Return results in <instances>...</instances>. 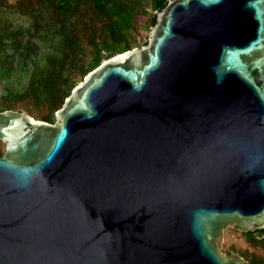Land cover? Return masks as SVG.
I'll return each mask as SVG.
<instances>
[{
    "label": "water",
    "instance_id": "1",
    "mask_svg": "<svg viewBox=\"0 0 264 264\" xmlns=\"http://www.w3.org/2000/svg\"><path fill=\"white\" fill-rule=\"evenodd\" d=\"M54 123L0 111V264H251L264 230V0H171Z\"/></svg>",
    "mask_w": 264,
    "mask_h": 264
},
{
    "label": "trees",
    "instance_id": "2",
    "mask_svg": "<svg viewBox=\"0 0 264 264\" xmlns=\"http://www.w3.org/2000/svg\"><path fill=\"white\" fill-rule=\"evenodd\" d=\"M169 1L0 0V111L22 105L38 121L54 123L89 73L148 43L135 36L140 17L148 16L144 28L150 31ZM244 236L250 245L264 247V230ZM246 259L264 264V256Z\"/></svg>",
    "mask_w": 264,
    "mask_h": 264
},
{
    "label": "rangeland",
    "instance_id": "3",
    "mask_svg": "<svg viewBox=\"0 0 264 264\" xmlns=\"http://www.w3.org/2000/svg\"><path fill=\"white\" fill-rule=\"evenodd\" d=\"M12 2L16 0H11ZM148 16H142L140 17L139 26L142 25V28H140L139 34L137 33L135 36H137L138 41L140 43L144 42L148 36L150 31L147 28H144L147 24ZM2 96V90L0 89V99ZM20 108L18 110L25 111L24 106H19ZM32 108V106H30ZM28 113V112H27ZM29 114V113H28ZM33 119L37 120L36 114L30 115ZM56 121V117L54 118ZM6 148V144L4 142L0 143V153L4 154ZM264 237V236H263ZM221 249L223 253H231L236 252L241 254L246 259V254L248 255H259L264 256V247L262 246H252L244 236V234L235 231L234 229H228L225 232L224 238L222 240ZM246 253V254H245ZM247 260V259H246ZM249 261V260H248ZM250 262V261H249Z\"/></svg>",
    "mask_w": 264,
    "mask_h": 264
},
{
    "label": "bare ground",
    "instance_id": "4",
    "mask_svg": "<svg viewBox=\"0 0 264 264\" xmlns=\"http://www.w3.org/2000/svg\"><path fill=\"white\" fill-rule=\"evenodd\" d=\"M35 120V119H34ZM36 121V120H35Z\"/></svg>",
    "mask_w": 264,
    "mask_h": 264
}]
</instances>
